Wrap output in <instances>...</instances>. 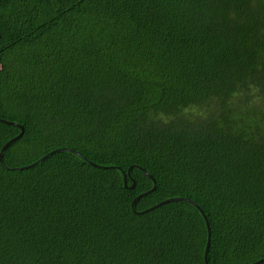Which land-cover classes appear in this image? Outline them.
<instances>
[{
  "label": "trees",
  "instance_id": "16d2710c",
  "mask_svg": "<svg viewBox=\"0 0 264 264\" xmlns=\"http://www.w3.org/2000/svg\"><path fill=\"white\" fill-rule=\"evenodd\" d=\"M11 140L0 264H264V0H0Z\"/></svg>",
  "mask_w": 264,
  "mask_h": 264
},
{
  "label": "water",
  "instance_id": "95a60500",
  "mask_svg": "<svg viewBox=\"0 0 264 264\" xmlns=\"http://www.w3.org/2000/svg\"><path fill=\"white\" fill-rule=\"evenodd\" d=\"M16 126L20 128L21 133H20L16 138H14L13 140H15V139H17L18 137H20V136L22 135V133H23V128H22L21 126H19V125H16ZM13 140L8 141V142H7V143L1 148V150H0V163H2V156H3V152H4V150L8 147V145H9ZM133 186H134V185H132V187H133ZM142 195H144V194H142ZM142 195H140V196H138L137 198H135V199L133 200V202H132V205H134L135 201H136L138 198H140ZM175 200H182V199H169V200H166V201L161 202L159 205H161V204H165V203H168V202H171V201H175ZM185 201H188V200H185ZM155 207H156V206H155ZM201 213H202V212H201ZM202 214H203V213H202ZM205 222H206V227H207V234H208V236H207V243H206V247H205V251H204V262H205L206 264H208V263H207V255H208L209 243H210V227H209V224H208V222H207L206 219H205Z\"/></svg>",
  "mask_w": 264,
  "mask_h": 264
}]
</instances>
